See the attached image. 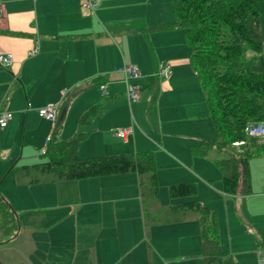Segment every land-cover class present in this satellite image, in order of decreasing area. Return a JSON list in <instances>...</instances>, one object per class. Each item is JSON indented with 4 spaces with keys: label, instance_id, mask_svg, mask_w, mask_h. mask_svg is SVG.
<instances>
[{
    "label": "crops",
    "instance_id": "obj_1",
    "mask_svg": "<svg viewBox=\"0 0 264 264\" xmlns=\"http://www.w3.org/2000/svg\"><path fill=\"white\" fill-rule=\"evenodd\" d=\"M83 1L0 0V55L14 59L13 67L0 66V111L13 112L8 126L0 128V191L21 225L12 236L0 232V264H204L198 214L190 211L179 220L181 207L189 203L217 213L227 253L223 264H259L264 255V155L250 162L252 193L228 195L215 165L222 159L210 157L224 153L194 154L204 141H216L217 134L191 64L186 30L155 29L175 22L173 0H101L95 14L82 9ZM161 64L171 67L168 79L158 76ZM125 65L136 66L142 75L133 82L140 87V100L132 104L119 71ZM50 104L59 105L58 121L65 111L56 123L57 135L38 112ZM94 107L97 115L82 125ZM253 126L250 135L264 140V125ZM127 128L133 132L117 136ZM81 132L87 134L79 147L82 158L154 153L159 198L144 204L135 173L57 182L38 176L41 182L33 183L35 172L26 175L23 167L42 162L23 164L8 187L24 156L17 161L4 139L22 143L24 151L28 145L46 146L49 135L68 141ZM26 159H34L32 153ZM179 184L195 185L196 195L171 198L170 187ZM162 190L173 203L167 212L156 204ZM191 213L198 222L188 218ZM148 221L155 223L151 232Z\"/></svg>",
    "mask_w": 264,
    "mask_h": 264
},
{
    "label": "trees",
    "instance_id": "obj_2",
    "mask_svg": "<svg viewBox=\"0 0 264 264\" xmlns=\"http://www.w3.org/2000/svg\"><path fill=\"white\" fill-rule=\"evenodd\" d=\"M264 0H173L175 22L156 30L183 28L193 49L191 64L206 96L209 116L216 129V141H204L194 154L216 149L228 157L215 162L228 195L252 193L250 162L264 155V140L251 136L252 123H264V39L261 3ZM94 107L81 124L97 115ZM53 137V136H52ZM87 138L78 133L72 140L52 139L44 161L23 167L35 172L33 183L42 176L51 181H81L110 175L135 173L140 178L144 204L159 198L156 157L152 152L82 158L80 144ZM236 144H240L236 147ZM193 184L171 186L170 197L196 195ZM180 219L196 212L202 229L204 264H223L227 253L220 240L217 213L200 204L182 206ZM18 213L0 192V232L12 236L20 227Z\"/></svg>",
    "mask_w": 264,
    "mask_h": 264
},
{
    "label": "built area",
    "instance_id": "obj_3",
    "mask_svg": "<svg viewBox=\"0 0 264 264\" xmlns=\"http://www.w3.org/2000/svg\"><path fill=\"white\" fill-rule=\"evenodd\" d=\"M35 1V0H34ZM101 0H84L82 2V9L90 14H95L96 9L99 7ZM4 17V4L0 2V19ZM38 50L32 53L37 54ZM14 65V59L10 55H0V66L9 69L13 67ZM124 76H125V82L127 86V97L129 102L136 103L140 100V87L138 85L133 84L134 81L140 79L142 77L139 69L136 66H130L125 65L122 69H120ZM172 74L171 67L167 64H161L158 76L162 79H168L170 75ZM101 90L103 92L104 96L108 95V86L106 84L101 86ZM59 105L57 104H50L46 107L40 108L38 110L39 116L49 122H52L53 124H56L58 122L59 117ZM13 119V112L9 110L7 107L0 111V128L5 129L9 122ZM132 128L127 129H119L117 132V136L124 138L128 134L132 133ZM53 135H49L48 141L46 143L45 149L43 151V154L46 152V149L48 147V143L50 140L53 139ZM259 264H264V255H261L259 258Z\"/></svg>",
    "mask_w": 264,
    "mask_h": 264
},
{
    "label": "rangeland",
    "instance_id": "obj_4",
    "mask_svg": "<svg viewBox=\"0 0 264 264\" xmlns=\"http://www.w3.org/2000/svg\"><path fill=\"white\" fill-rule=\"evenodd\" d=\"M264 5V4H263ZM261 7H262V5H261ZM42 121H44V120H42ZM43 123H47V122H43ZM50 124H52V123H49L48 122V125L50 126ZM53 125V127H52V129H54V131H52L53 132V135L55 134V135H57V131H56V124H52ZM51 125V126H52ZM254 125V123H252V124H250V126H249V129H251V131H253V128L255 127V126H253ZM262 125H264V123H262ZM11 145V147H10V149H11V151H12V155H13V157L15 156V158H17L16 160L18 161L19 160V158L21 157V154L23 153V156H24V158L22 159V160H19L18 161V165L17 166H15L14 168H13V172L11 173V175H10V177H9V179H8V181H7V185H8V187L11 185V184H9V183H12V181H14V177H16V179L17 178H19L18 176H17V174H16V170H18V168H20L23 164H26V165H30V164H35V163H40V162H43L44 161V158L41 156V155H43V151H44V149H45V145L43 144V146L41 147V148H39V149H35V148H31V147H29V145L27 146V148H24V151H23V147H22V143H21V145L19 144V143H17V144H15L13 141H12V139L10 138L9 140H3V145ZM29 153H32V155H33V158L34 159H29V161L26 159V157H27V155L29 154ZM211 156V158L212 159H224V158H226V157H228L226 154H219V153H216V152H211V154H210ZM17 161H15V162H17ZM14 162V161H13ZM13 162H11L10 163V165L11 164H13ZM4 163H6L7 164V162H4ZM6 164H5V166H6ZM14 164H16V163H14ZM9 168V167H8ZM12 168V167H11ZM9 171H10V169H8V172L7 173H9ZM7 173H5V174H7ZM4 174V175H5ZM5 177V176H4ZM21 178H22V180L23 179H25L26 180V178L25 177H22L21 176ZM7 187V188H8ZM1 192V191H0ZM161 193H164L163 194V197H162V200H161V202L159 201L158 203H156L157 205H160V207H158V208H163V210H165L166 212H167V210H168V208L171 206V204H173L172 203V200L169 198V194H168V192L167 191H161ZM112 204H109L108 205V207H109V209L110 208H112V206H111ZM153 205H155V204H153ZM152 205V206H153ZM122 206L121 205H117V208H121ZM114 208V207H113ZM156 208V207H155ZM160 216H161V219L163 220L164 219V217H165V215L164 214H160ZM188 218L190 219V218H195L196 220L195 221H197L198 222V220H197V218H198V216L196 215V214H194V213H191L189 216H188ZM157 225H160L161 224V222H157L156 223ZM148 229L150 230V232L152 231V228H153V226H155V223L154 222H151V221H148ZM197 225H199V223L197 224ZM160 238V237H159ZM156 241V240H155Z\"/></svg>",
    "mask_w": 264,
    "mask_h": 264
},
{
    "label": "water",
    "instance_id": "obj_5",
    "mask_svg": "<svg viewBox=\"0 0 264 264\" xmlns=\"http://www.w3.org/2000/svg\"><path fill=\"white\" fill-rule=\"evenodd\" d=\"M64 115H65V111L62 112V114H61V116H60V118H59V121H58L59 123H60V121H62V119L64 118Z\"/></svg>",
    "mask_w": 264,
    "mask_h": 264
}]
</instances>
